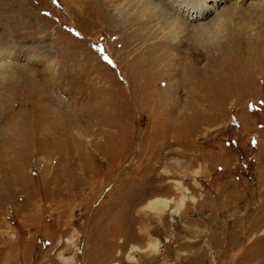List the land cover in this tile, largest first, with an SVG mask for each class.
Segmentation results:
<instances>
[{
    "label": "rangeland",
    "instance_id": "374dc122",
    "mask_svg": "<svg viewBox=\"0 0 264 264\" xmlns=\"http://www.w3.org/2000/svg\"><path fill=\"white\" fill-rule=\"evenodd\" d=\"M166 1L0 0V264H264V0Z\"/></svg>",
    "mask_w": 264,
    "mask_h": 264
},
{
    "label": "bare ground",
    "instance_id": "6f19581e",
    "mask_svg": "<svg viewBox=\"0 0 264 264\" xmlns=\"http://www.w3.org/2000/svg\"><path fill=\"white\" fill-rule=\"evenodd\" d=\"M217 1V0H216ZM139 5L137 6L138 7V10L145 14V11L147 10H150L152 7H153V4L155 3V0H139ZM157 4V3H156ZM166 4L169 5V8L170 10L167 11V9L165 10L164 8L163 9H160L161 13H162V17L167 20L168 17H169V13L170 11H174V0H167L166 1ZM179 5V4H178ZM158 7V6H157ZM162 8V7H161ZM179 8V7H178ZM260 8V7H259ZM203 10L200 11V14L202 16H205L206 14L208 15L210 12H211V6H207L206 9L202 8ZM175 12H178V11H175ZM139 14V13H138ZM146 15V14H145ZM150 15V14H149ZM199 15V14H198ZM139 17V16H138ZM141 17V16H140ZM180 18V17H179ZM170 19V18H169ZM180 23V22H179ZM4 38H0V59H5V57L7 56H12L13 55V52L10 50L11 48H8V42L6 44L5 40H7L8 38V35H3ZM11 42V41H10ZM177 45V43H176ZM11 47V46H9ZM2 48V49H1ZM36 55V54H35ZM30 57H34L33 54L30 55ZM3 62V61H2ZM25 69V67H24ZM6 71L4 70V66H0V86L2 85V82L1 80H3L4 76L7 75L5 73ZM168 203L169 201L166 200V199H160V198H157V199H154L152 201H150L148 204H147V208H151L153 210H164L167 206H168ZM68 240V239H67ZM116 264V263H115Z\"/></svg>",
    "mask_w": 264,
    "mask_h": 264
}]
</instances>
